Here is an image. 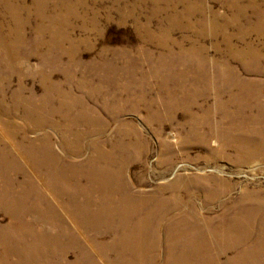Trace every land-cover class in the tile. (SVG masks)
<instances>
[{"label":"rangeland","instance_id":"rangeland-1","mask_svg":"<svg viewBox=\"0 0 264 264\" xmlns=\"http://www.w3.org/2000/svg\"><path fill=\"white\" fill-rule=\"evenodd\" d=\"M0 29V122L15 135L0 131V264H264V155L247 153L264 146V102L246 108L216 77L227 65L264 86V0H0ZM120 129L146 148L127 169L137 214L95 176L105 160L89 163L95 146L134 153Z\"/></svg>","mask_w":264,"mask_h":264},{"label":"bare ground","instance_id":"bare-ground-1","mask_svg":"<svg viewBox=\"0 0 264 264\" xmlns=\"http://www.w3.org/2000/svg\"><path fill=\"white\" fill-rule=\"evenodd\" d=\"M3 38L4 37H2V33H1V29H0V50H5V44H4ZM56 42H58V40L54 39V41L52 43L54 44ZM249 54H250V57H251L254 65H255L254 67H252L250 65L247 56H244L243 53H242V57H241V52L235 51L234 52V57L235 58H242L243 60L247 61V62H243L244 65L246 66V68L254 70V69H256V67L258 68L260 65H257L259 63L254 59V55H253L252 51ZM186 61L191 63L188 60H186ZM6 64L9 65V63H6ZM258 70L261 71L262 73H264V69L258 68ZM216 77L221 78L222 81L225 80L224 81V86L230 92H232L234 94V98H235L236 102L239 101V100L247 99L245 102H240L239 104L244 105L246 108H250L251 106H254L256 109H262L260 107V105H261L262 102H264V100H263L264 96H263V92H262V90L264 88L263 85L255 83L254 86L250 85V86L247 87V86H244V85L240 84L236 74L233 73L231 68L229 66H227V65L225 67H223L217 73ZM7 81H8V79H7ZM14 98L16 99L14 108H17L18 107L17 104L21 101L19 99V98H21V96L20 95H16ZM66 99H67L66 96H62L61 97V100L65 103V105H67L66 104L67 103ZM179 102H180L179 98H169L168 100L160 101V103L158 102V105L160 107L164 108V109H167V108L164 107V104H168L170 106H173L174 104L179 103ZM73 105H74L75 108H80L81 107V105L78 102L73 103ZM122 107L124 108L123 104H122ZM65 110L69 111L70 109H69V107H66ZM133 110H136V109H133ZM4 113H7V112L5 110H3V112H1L0 114L2 115ZM236 120H237V117H236V115L233 114L231 116V118L226 119L225 122H223L222 128L225 131L233 132L235 130V127H236ZM84 121L88 122V124L91 125V129L86 130V131H91V130H95V129L99 128L98 125H96L94 123V121H92V117L90 119H87V120H84ZM162 122L163 123H167V120H163ZM130 126L131 125H124L123 128H128ZM0 127H2L0 129V131H4V130H6L8 128L5 124H3L1 122H0ZM203 129H204V126H199L198 125V130H199V133H200L201 136H205V134H206L205 132H203ZM8 132H9V134H11L12 130H10L8 128ZM119 133H120V136H121V142H119L118 144L119 145L132 144L133 147H134V153L133 154L128 153V152L125 153V154L121 153V154H117V156L114 157V158H105L107 153L104 154V156L100 155L99 152H98V147L95 146L93 158L90 159L89 163L95 165V163L99 159L100 160H105L104 162H100V163L96 164V166L99 167L102 170V172L100 174L96 173L95 176L96 177H103V184H104L103 188L107 187V185L110 184L111 182H115L118 185H121L117 192L122 194L121 197L122 196H126V200H127L126 205L123 203L124 204L123 205V210L126 213H128V214L131 213V212L133 214H137L138 212H142V211L147 210V205L146 204L142 205L140 203L141 199L145 198V195L134 194V193L131 192V188H130L129 184L127 183V180H126L127 169H128L130 163L133 160H142L143 159L144 153L146 151V148H145L144 145H140V143H139L140 137L138 135H136V134L131 135L132 134L131 131L120 129ZM11 135H13L15 137L14 134H11ZM6 136H7L8 142H10L12 140V137L10 138V137H8V135H5V137ZM133 137L135 138V141L132 140ZM197 139L201 143H205L206 142V139L200 138L199 136H197ZM0 147H6V146H1V143H0ZM6 149H7V147H6ZM71 149H72V147H71ZM127 149L128 148L125 147L123 149V151L126 152ZM247 153H248L249 156L260 155V154L264 155V146H257L255 148H251L250 147L248 149ZM8 179H9L8 177L0 175V183L4 182V181H8ZM100 191H101L100 188H97L95 190V192H97V193L100 192ZM45 210L48 212V214L50 216H52L51 220L53 221V223L58 228H64L65 227L64 223L61 221L62 220L61 217L58 216V211L57 210H53V209H51L49 207H45ZM62 211H63V214L66 213V210L63 207H62ZM36 212L37 213H42L40 208H38L36 210ZM91 224L92 223L90 221H88V220H84L82 222V225H85V226L91 225ZM99 224L102 225V224H105V223H99ZM9 226L10 227H14L12 222H11V224ZM81 230H82V232L85 231L84 229H81ZM61 239L64 240V241L71 240L70 236L67 233H65V232L62 234ZM74 242H75V240H74ZM1 246H2V248L4 250V252H3L2 255L0 254V261L4 260V262H7L8 258L10 256V254L9 255L7 254V251L9 252V248L6 249L5 246H3V245H1ZM77 247L78 246L75 243V249ZM79 247L78 248H79L80 252H84L85 251L84 248H82L81 246H79ZM38 254H39L38 258H40V259L46 258L47 261H49L50 257L53 255L50 251H46L45 252L44 248L40 249ZM68 254L69 253L62 254L61 257H60L61 260L67 261ZM98 256H100V255H98ZM102 257H104V255ZM91 261L92 260H90V262ZM78 264H83V262L79 261Z\"/></svg>","mask_w":264,"mask_h":264}]
</instances>
